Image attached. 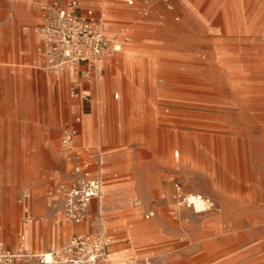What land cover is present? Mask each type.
Wrapping results in <instances>:
<instances>
[{"label":"rangeland","instance_id":"1","mask_svg":"<svg viewBox=\"0 0 264 264\" xmlns=\"http://www.w3.org/2000/svg\"><path fill=\"white\" fill-rule=\"evenodd\" d=\"M47 1L53 0H35L32 6L40 11ZM171 2L170 11L161 0L149 5L138 0L134 7L120 0H82L125 38L120 66L106 76L103 90L87 96L96 148L124 153L110 164L126 171L112 177L140 183L126 212L128 228L146 213H154L147 222L163 214L169 223L174 214L179 232L174 250L198 246L187 260L165 254L144 258L166 264H264V0ZM44 74L64 89L52 88L58 106L46 133H37L33 142L32 129L21 130L26 154L0 156V250H21L24 228L35 222L39 230L67 229L53 218L57 188L71 168L60 152L61 139L80 117L82 94L73 98L67 80ZM115 92L120 97L114 103ZM191 194L213 200L216 210L197 213L187 207L182 201ZM41 195L51 198L50 215L32 212V199ZM29 239L28 251L43 253Z\"/></svg>","mask_w":264,"mask_h":264},{"label":"crops","instance_id":"2","mask_svg":"<svg viewBox=\"0 0 264 264\" xmlns=\"http://www.w3.org/2000/svg\"><path fill=\"white\" fill-rule=\"evenodd\" d=\"M60 1L66 3L64 0ZM34 2L35 0H0V156L26 154L24 151L21 152L23 150L19 142L21 130L32 129L33 142L38 139L37 133H46L53 120V109L58 106L50 97L52 88L64 89L57 84L51 85L53 77L42 71L38 73L31 64L36 58V48L39 44L37 31L42 24L41 10L32 6ZM82 8L95 7L82 5ZM111 32L118 35L112 31V25ZM121 54L106 57L102 61L104 78L98 87L94 83H88L83 76L73 73L57 78L67 80L71 89H75L79 95L91 98L93 92L103 90L106 76L120 66ZM31 74L35 76L34 83H31ZM37 78H44L47 82L39 83ZM190 90V100L195 103L197 98L195 88ZM34 91L42 92L43 95L41 97L35 95ZM119 97L120 94L115 92L112 102H117ZM189 107L195 110L196 105L190 104ZM80 118L74 152L81 157H93L98 151L102 155L104 191L101 199L91 204L90 211L93 216L100 213L103 226L96 223L66 224L67 229L56 231L47 226H42L39 230L40 226L35 222L31 229L28 226L24 228L27 248L30 246L29 237L31 246L34 243L44 253L67 243L76 235L99 233L103 230L108 239L112 264H139L144 257L155 254H165L173 260L189 259L193 252L198 250V246L174 250L178 246L179 237L174 214L168 216L170 223L162 214L154 221L147 222L148 220L143 217L145 220L142 218L143 221H137L134 226L129 228L126 226L128 220L126 212L132 206L135 189L140 183L138 179L116 180L112 177L114 173L118 175L126 171L125 166L112 167L110 164L111 161L122 158L124 153L112 149L106 151L105 155V151L96 148L97 130L91 100L81 99ZM31 155H36L35 146L31 147ZM177 157H180L178 152ZM67 164L69 165L68 162ZM66 176H69L68 169ZM50 200L47 195L33 198L32 212L50 215Z\"/></svg>","mask_w":264,"mask_h":264},{"label":"built area","instance_id":"3","mask_svg":"<svg viewBox=\"0 0 264 264\" xmlns=\"http://www.w3.org/2000/svg\"><path fill=\"white\" fill-rule=\"evenodd\" d=\"M134 7L138 0H120ZM149 5L156 0H141ZM168 10H173L171 0H161ZM42 24L38 28L39 44L33 67L57 77L72 71L83 76L88 83L98 87L104 78L102 61L109 56L120 55L125 38L111 32L107 17L94 8H82V0H60L45 2L41 8ZM147 14V10L144 9ZM84 65V69H81ZM72 97L79 93L72 89ZM87 100V95L81 97ZM80 117L67 125L61 139V154L70 165L69 178L57 188L59 205L54 208L53 218L59 224L80 225L96 223L103 226L100 213L92 215L91 204L99 201L104 190L103 160L98 151L93 157H81L74 152L75 139L79 133ZM197 213H210L216 210V203L204 196H187L182 201ZM199 208V209H197ZM149 220L153 213L143 215ZM35 259L34 264H112L108 239L101 230L99 233L79 234L67 243L36 255L23 248L17 253L0 250V264H17ZM139 264H166L144 258Z\"/></svg>","mask_w":264,"mask_h":264},{"label":"bare ground","instance_id":"4","mask_svg":"<svg viewBox=\"0 0 264 264\" xmlns=\"http://www.w3.org/2000/svg\"><path fill=\"white\" fill-rule=\"evenodd\" d=\"M67 73H72V71H69V72H67ZM100 83L101 82H99V84L98 85H100ZM191 113V112H190ZM194 113V112H193ZM195 114V113H194ZM103 195V194H102ZM190 197L191 196H195L194 194H192V195H189ZM197 209H199V208H197ZM27 240H26V238L25 237H22L21 238V244H22V248L24 249V250H29L28 248H27V242H26ZM41 254H48V252H44V253H41ZM38 255V254H37ZM40 255V254H39Z\"/></svg>","mask_w":264,"mask_h":264}]
</instances>
